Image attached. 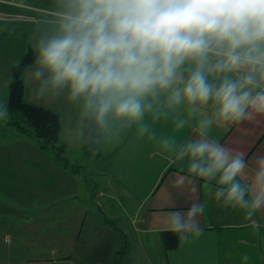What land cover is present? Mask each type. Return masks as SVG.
Wrapping results in <instances>:
<instances>
[{
    "label": "clouds",
    "instance_id": "obj_1",
    "mask_svg": "<svg viewBox=\"0 0 264 264\" xmlns=\"http://www.w3.org/2000/svg\"><path fill=\"white\" fill-rule=\"evenodd\" d=\"M33 48L25 84L35 101L71 107L70 141L113 145L134 132L179 163L173 188L214 186L215 203L258 230L264 154L250 163L213 132L264 119V0H50ZM168 209V231L202 235V203Z\"/></svg>",
    "mask_w": 264,
    "mask_h": 264
},
{
    "label": "crops",
    "instance_id": "obj_2",
    "mask_svg": "<svg viewBox=\"0 0 264 264\" xmlns=\"http://www.w3.org/2000/svg\"><path fill=\"white\" fill-rule=\"evenodd\" d=\"M0 1V13L4 14L0 21L12 24L9 30L12 34H26V27L37 24L50 3V0ZM23 42L26 51L29 44L33 46L27 38ZM19 43L18 39L11 42V48ZM6 78L10 93L11 77ZM40 103L60 113L58 143L63 152L66 146H75L83 155L75 154L74 162L83 161L96 149L105 150L98 155L99 173H94L101 180L94 187L91 182L87 184L92 169L82 171L81 163L70 168L65 165L64 170L57 167L51 175L53 187L48 188L45 202H40L46 205L39 209L40 213L36 211L28 219L29 213L25 210L33 205L21 198L15 203L20 211L12 210V217L0 219V262L14 258V264L60 261L71 264H264V212L255 217L257 230L244 219L242 212L221 209L215 203L211 194L214 186L201 181L196 193L173 188L172 180L179 171V163L131 131L116 144H97L88 154L83 143L72 142L68 137L67 128L73 117L71 107L63 102ZM155 128L159 134L172 133L169 123L160 122ZM180 135L187 137L191 132L185 130ZM213 135L226 146L244 152L250 163L257 155L264 154V119L220 126L214 129ZM22 142L27 146L18 155L20 160L31 161L34 156V163H42L48 156L40 146ZM55 183L67 189L62 191ZM192 199L204 205L200 217L202 235L189 242L179 239L177 245L168 247L164 239V232L168 231L164 211L173 205L186 208ZM34 201L33 204L37 203ZM0 209L8 206L0 204ZM65 242L70 246L60 247ZM77 245L80 249L75 252ZM244 256L249 259L245 261Z\"/></svg>",
    "mask_w": 264,
    "mask_h": 264
},
{
    "label": "rangeland",
    "instance_id": "obj_3",
    "mask_svg": "<svg viewBox=\"0 0 264 264\" xmlns=\"http://www.w3.org/2000/svg\"><path fill=\"white\" fill-rule=\"evenodd\" d=\"M1 16H4V14L0 13V17ZM36 25L37 24L28 25L26 27L27 31L25 30L24 32L26 34H12L9 33L12 24L10 26V24L0 21V74L2 75L0 78V105L7 106L9 99V90L6 88L7 84H5V81H7L8 78H4L5 76H12V66L20 60L22 57L21 55H23L22 53H25L26 49L23 44L24 39L27 38L28 42L33 44V32ZM17 39L21 44H16V48H11L10 43L16 42ZM25 90L24 100L38 104V102L32 98L30 89L27 85ZM38 105H41V103ZM12 120H20L23 122L24 117L19 112L13 114L8 110L6 120H0V204L8 206V209H0V219L6 216L12 217L14 215V213L11 212L12 210L20 211L15 203H18L21 198L23 199L22 201L26 200L33 205L25 210L29 213L26 215L28 216V219H32L35 216L36 211L40 213L39 209L46 206L43 204L40 205V202H45L48 188L53 187L51 175H53V171L57 167L64 170L65 165L70 168L81 163L84 167L82 168V171L92 169V176L90 178L87 177L86 183L88 184L91 182L94 187L96 182H100L101 179L94 173H99L98 168L100 167V164L98 161V155L100 152L104 153V149H96L92 154L85 156L83 161L74 162L73 158L75 154L83 157V155L79 154L80 150H76L75 146L72 148L66 146V149L63 152L60 143H57L55 148L49 147L43 150L48 156L45 157L42 163H34V156L31 161H22L18 155H21L23 153L22 149L27 146V144L22 141L26 140L36 146H40L42 141L34 134H27L18 126L9 124ZM28 127L30 130L32 129L30 126ZM78 148L80 147L78 146ZM64 157L69 160L62 159ZM49 163L50 165H48ZM51 165H54V167ZM66 171L70 174V171ZM58 185H60L62 191L67 189V187L64 188L61 183H55V186ZM34 200H36L37 203L33 204V202H35ZM66 212H68V210H66ZM44 218L47 219L46 216H44ZM35 226L36 222L33 219L32 230L35 229ZM65 245L68 246L69 243H61L60 247ZM79 249L80 245L75 246V252ZM12 259L5 263L0 262V264H14ZM33 264H71V262L60 261Z\"/></svg>",
    "mask_w": 264,
    "mask_h": 264
},
{
    "label": "trees",
    "instance_id": "obj_4",
    "mask_svg": "<svg viewBox=\"0 0 264 264\" xmlns=\"http://www.w3.org/2000/svg\"><path fill=\"white\" fill-rule=\"evenodd\" d=\"M35 59V51L31 44H29L26 53L19 60L20 66L17 63L12 66V76L10 93L8 99V110L11 113H21L24 121L12 120L11 125L18 126L23 132L27 134H34L41 141V148L56 147L61 129V115L58 111L48 107L27 102L24 100L25 93V79L24 73L28 66L32 64ZM30 126L32 129L30 130ZM97 145L91 146L83 144L86 153L90 154L96 149ZM165 243L168 247H173L179 242V234L171 231L164 232Z\"/></svg>",
    "mask_w": 264,
    "mask_h": 264
}]
</instances>
